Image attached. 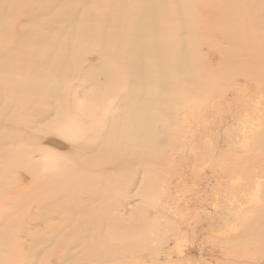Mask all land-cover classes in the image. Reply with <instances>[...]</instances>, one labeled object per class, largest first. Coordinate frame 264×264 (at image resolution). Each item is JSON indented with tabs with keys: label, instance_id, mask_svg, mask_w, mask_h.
Masks as SVG:
<instances>
[{
	"label": "rangeland",
	"instance_id": "rangeland-1",
	"mask_svg": "<svg viewBox=\"0 0 264 264\" xmlns=\"http://www.w3.org/2000/svg\"><path fill=\"white\" fill-rule=\"evenodd\" d=\"M142 1L0 0V20L6 15L10 25L3 32L0 59L18 53L23 43L44 45L68 11L78 19L92 15L89 37L73 42L75 70L67 78H37L42 89L60 86L68 93L67 105L50 117L42 112L46 96L21 92L19 84L32 78L30 67L23 71L24 55L14 59L10 74L0 75V264H32L36 234L55 240L39 264H59L69 243L83 234L78 229L55 236L54 231L92 196L81 193L78 199L77 193L39 185L51 180L53 167L47 177L40 175L41 159L30 153L36 145L56 161H67L68 155L103 161L95 177L105 175L111 194L133 166L141 170V191L148 183L146 195L132 188L125 193L130 199L118 204L129 213L131 220L124 224H131V232L137 229L136 236H124L106 223L97 241L110 256L101 258L81 246L74 250V262L63 264H264V0H166L168 34L163 35L171 42L172 82L163 86L153 62L147 72L149 95L156 96L148 125L157 138L146 142L140 162L125 149L107 159L88 155L122 111L119 100L128 74L125 60L114 51L117 43L112 41L111 54L104 55L105 34L95 21L117 13L130 36ZM80 32L75 26L66 37ZM184 56L189 61L180 71ZM106 66L124 72L117 88L105 82ZM86 105L89 114L82 112Z\"/></svg>",
	"mask_w": 264,
	"mask_h": 264
},
{
	"label": "bare ground",
	"instance_id": "bare-ground-1",
	"mask_svg": "<svg viewBox=\"0 0 264 264\" xmlns=\"http://www.w3.org/2000/svg\"><path fill=\"white\" fill-rule=\"evenodd\" d=\"M85 1L86 0H64L66 3L73 4ZM164 8H167L166 0L142 1L140 7L137 9L139 21L136 23L135 28H132L130 36L126 34V30H122L127 24L121 18H118L119 15L117 13L105 16L106 19L104 20L98 18L95 21V25L97 23V27L105 34V49L107 50L108 45L111 46L112 41L118 44L114 51L125 60L127 65L126 73L128 74H126V91L119 100L122 111L117 117L112 119L111 125L109 126L110 130L107 135L103 138L101 137L102 135H100L99 139H96L98 145H96L94 149H90L88 155L96 154L97 158L103 156L104 159H107L111 153H116L121 149H125L131 156V160L134 159L140 162L141 157L144 156L148 150V143L146 142L149 139L155 140L157 138L156 132L151 128V125H148L151 121L149 112L155 103L153 97L156 96L149 95L147 89V72L148 65L153 62L154 65L158 66L157 68L160 72L158 77L165 80L163 86L168 87L169 82H172L168 72L171 63H169L170 58L169 55H167V50L169 49L167 45L171 46V42L163 35L164 33L168 34L167 29H164L163 26ZM65 15H69V17L65 18L56 36L46 37L44 45H36L34 41H31V33H28L27 40L31 42L21 44L18 47V53L15 55L4 53L0 59V75L10 74V71L12 72L14 70L12 69L14 59H17L19 55H24L26 65L23 67L25 68L23 71H27L30 67L32 78L30 81L21 82L19 87L21 88V92H26L27 89L33 96L35 93H42L39 95L37 94L41 97L46 96L47 103L42 109L43 115L46 118L55 113L56 109H59L62 104H64V106L67 105L68 93H61L60 86H48L42 89L37 85L39 84L37 78L49 79L50 76L56 74L63 76V78H67V74H71L75 70L73 55L71 54L73 42L78 39L80 42H84L85 39L89 37L88 28L92 25L91 14H87L80 19L77 18L76 14L69 11L66 12ZM95 16L93 15V17ZM8 18L9 17L5 15L3 19L0 20V52L4 49L2 45L4 29L10 26H6ZM75 26H80V28H82V32L78 33L79 38L78 35L76 38L73 35L66 37L69 32L73 31ZM124 34L125 38L123 37ZM124 41H126L127 44H122ZM34 44L37 48L31 51L30 46ZM110 54L108 50L104 52L105 56ZM179 61L181 63L180 58ZM188 61L187 57L184 56L182 58V63L179 67L180 71L185 68ZM105 70L109 74L105 82L113 81L114 87L117 88L125 76L124 72L117 74L116 71L109 66H106ZM48 97L50 99L49 101ZM55 98L60 99V101L57 100V102H55ZM94 103L98 104V102ZM82 109L84 114H89L91 111L87 105ZM35 128L36 127H34V129ZM53 142H55L54 144L57 143L56 141ZM30 153L32 156H38L42 164L44 163L43 165L41 164L39 169L44 170L42 174H40L42 177H47L48 169L50 170L51 167H53L51 169L53 172L50 176L51 180L47 183L43 181L42 184L39 185L44 184L47 189L60 188L61 190L73 194L77 193L78 199L81 193H88L92 196L88 201L89 203H84L80 211L69 215L66 219V223L61 224L54 231L55 236L70 234L78 229L83 231V234L78 235L77 239L72 240L66 247L65 256L60 260L59 264L74 262V258L77 255L74 250L81 246L88 250L89 248L90 250H96V252L100 253L101 258L110 256L108 252L100 250L102 244L99 243L97 239L101 232L107 228L106 223L114 224L115 226L111 228L117 232L120 230V233L124 236H126L125 232H131V224H128V226L124 224L128 220H131V218H126L129 213L121 212L119 209L120 205L118 204L123 201V198L127 197L126 200L130 199V196H126L127 194L125 193H130L132 188H138V195H143V193L146 195L148 183L145 182L143 191H141L142 185L139 178L141 170H134L135 166H133L134 168L130 172L126 174L123 172L124 175H122L118 192L111 194L112 190L106 188L108 186V180L105 175L99 174L97 178L95 177L97 172L94 171L105 165L103 161L84 157L79 160L75 155H68L69 158L67 161H61L63 159L60 157H58L56 161L51 158L49 152H45V150L37 145L32 148ZM38 168V165H33V169H37L36 173H38ZM38 174L36 175L40 176ZM139 183L140 186L138 187ZM149 184L151 185L152 182L150 181ZM102 208L105 211L101 210ZM138 212L139 217H143L142 211L139 210ZM135 231H137V229L131 233L136 236L137 233H135ZM128 237L131 238V234ZM89 240L92 241V244L88 243L83 245ZM34 241L38 251L32 254V264H39L41 263V254L47 251L49 245L54 244L55 240L45 239V237H40L39 234H36Z\"/></svg>",
	"mask_w": 264,
	"mask_h": 264
}]
</instances>
